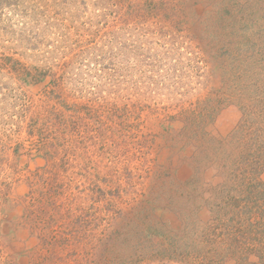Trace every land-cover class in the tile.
<instances>
[{
    "label": "rangeland",
    "instance_id": "1",
    "mask_svg": "<svg viewBox=\"0 0 264 264\" xmlns=\"http://www.w3.org/2000/svg\"><path fill=\"white\" fill-rule=\"evenodd\" d=\"M53 140L105 180L53 198L83 220L57 250L28 181ZM261 256L264 0H0V264Z\"/></svg>",
    "mask_w": 264,
    "mask_h": 264
},
{
    "label": "trees",
    "instance_id": "2",
    "mask_svg": "<svg viewBox=\"0 0 264 264\" xmlns=\"http://www.w3.org/2000/svg\"><path fill=\"white\" fill-rule=\"evenodd\" d=\"M155 104L161 103L156 102ZM45 128L47 127L45 126ZM52 128H55L54 123L51 129ZM53 138L56 139L54 136ZM141 145L142 144H137L134 147ZM58 146L59 145L53 140L45 146V148L48 150L44 152L43 150L36 148L35 145L34 149L38 154L37 157L43 158L46 163L43 167L36 170L38 172L36 175L34 174L35 178L31 176L28 180L29 185L32 188V191L30 192L35 202L37 201L36 197H40L42 200L46 199L49 201L52 199L51 207H58L61 209V211L56 212L51 217H49V223H45L44 230L46 233L39 234L41 237V242L52 250H57L60 247L75 243H81V240L77 242L78 235L81 233L79 232L80 226L78 223L81 224L83 221L82 216L78 215V211L72 213L70 211L63 212L62 205H58L57 201L53 198L57 194L61 195L60 192L62 189L67 187L68 190L75 191L74 194L78 199L81 201H88L91 197L88 193V190H90V192L96 190V193L101 192L103 194V189H101L99 186L105 182V180L102 178L100 181H98V183H92L90 180L91 174L84 175L81 172V169L79 170V165L76 164L74 155L72 156L71 160H69L66 154L56 151ZM109 163H111V161ZM96 198L100 199L101 197ZM97 202H101V200H97ZM109 206H111V203L108 204V207ZM95 220L101 223L100 218H95ZM88 230L89 231L87 233L89 234L90 229ZM262 259H264V257H262Z\"/></svg>",
    "mask_w": 264,
    "mask_h": 264
}]
</instances>
